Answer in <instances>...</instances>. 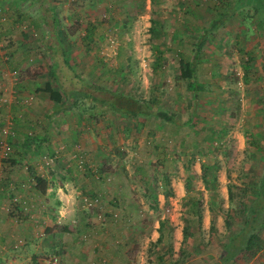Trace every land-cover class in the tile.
Segmentation results:
<instances>
[{"label": "rangeland", "instance_id": "obj_1", "mask_svg": "<svg viewBox=\"0 0 264 264\" xmlns=\"http://www.w3.org/2000/svg\"><path fill=\"white\" fill-rule=\"evenodd\" d=\"M85 2L73 0L71 7L79 10ZM104 2L108 9L93 19L76 16L72 26L58 24L74 70L86 83L157 108L168 123H141L146 128L122 168L126 181L119 183L123 189L132 185L139 203L110 201L117 215L106 218L114 230L105 241L107 258L114 264H264V221L256 232L259 248L220 259L227 240L243 226L264 167V36L252 6L246 0ZM229 4L236 7L228 19L208 30ZM187 59L202 85L196 98L178 76ZM43 72H20L15 82L30 91ZM47 80L54 87L51 77L38 87ZM69 105L75 112L92 106L80 95ZM151 187L164 200L148 194ZM144 195L152 199L142 202ZM2 212L14 224L21 221ZM24 241L12 248L0 238V264L23 256ZM51 258L41 259L52 264Z\"/></svg>", "mask_w": 264, "mask_h": 264}, {"label": "crops", "instance_id": "obj_2", "mask_svg": "<svg viewBox=\"0 0 264 264\" xmlns=\"http://www.w3.org/2000/svg\"><path fill=\"white\" fill-rule=\"evenodd\" d=\"M72 1L0 0V143L9 147L8 154L18 152L7 162L0 158V238H6L12 248L18 246L14 244L18 239H24L26 245V252L14 264H33V260L34 264H44L41 258L52 256L56 264H114L107 258L105 242L114 231L109 230L106 218L110 213L117 215L112 212L115 201H110L116 199L125 207L139 203L132 185L127 182L126 189L119 185L126 181L122 168L132 159L136 137L146 128L141 127L142 122L168 124L164 112L147 103L153 110L151 115L129 114L136 109V102L112 91L134 105L113 112L86 98L92 106L75 112L69 104L76 96L68 105L49 100L43 89L47 84L57 90V83L50 75V57L43 49L49 39L48 27L57 31L58 24L72 26V18L76 21V16L87 15L93 19L109 7L103 0H87L79 11L71 7ZM40 69L44 72L36 82L51 77L54 87L47 80L43 87L32 82L30 91L18 88L16 75ZM34 85L38 90H32ZM20 163L26 166L18 168ZM147 191L164 200L156 188ZM8 193L17 195L28 207L23 213L15 209L13 214L21 217L18 224L2 212ZM151 199L141 198L142 202Z\"/></svg>", "mask_w": 264, "mask_h": 264}, {"label": "trees", "instance_id": "obj_3", "mask_svg": "<svg viewBox=\"0 0 264 264\" xmlns=\"http://www.w3.org/2000/svg\"><path fill=\"white\" fill-rule=\"evenodd\" d=\"M244 4L251 5L256 14L258 29L264 36V0H246ZM235 5L229 4L225 6L216 21L209 24L208 30H213L221 26L228 19V12L235 10ZM49 28V39L43 46V49L50 57L49 71L51 77L57 83V90H52L46 84L43 89L44 93L48 94L49 100L55 104L68 105L74 96L80 95L84 99L89 98L98 108H105L119 112L125 111L123 105L125 102H132L126 97H118L109 90H105L93 85L82 82L80 76L76 74L73 66L68 62L66 50L59 38L58 30ZM178 76L180 79L186 80L188 90L196 98L202 89V85L196 80V67L192 59L185 60L179 64ZM62 97L64 99L62 100ZM137 103V102H136ZM134 111H129L131 115L148 116L153 113L151 107L145 102L137 103ZM134 105V102H132ZM132 107L131 105L128 106ZM264 166V164H263ZM246 212L242 228L232 235L223 246L220 259L225 262L243 250L250 251L257 247V234L264 221V167L255 188V194L252 202ZM213 220H210L212 225Z\"/></svg>", "mask_w": 264, "mask_h": 264}, {"label": "built area", "instance_id": "obj_4", "mask_svg": "<svg viewBox=\"0 0 264 264\" xmlns=\"http://www.w3.org/2000/svg\"><path fill=\"white\" fill-rule=\"evenodd\" d=\"M9 152V147L4 143H0V158L5 157ZM52 160L50 159L47 164H51ZM19 208L20 211L26 212L28 210V207L25 205L24 202L20 200V198L17 195L10 196L7 204L2 208L3 211L7 212V214L14 213L16 208ZM50 262L52 264H56V258H51Z\"/></svg>", "mask_w": 264, "mask_h": 264}]
</instances>
